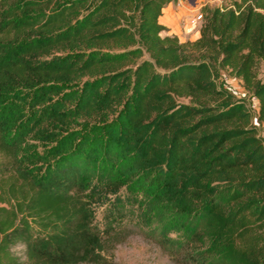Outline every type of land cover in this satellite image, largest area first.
Instances as JSON below:
<instances>
[{
  "label": "trees",
  "instance_id": "obj_1",
  "mask_svg": "<svg viewBox=\"0 0 264 264\" xmlns=\"http://www.w3.org/2000/svg\"><path fill=\"white\" fill-rule=\"evenodd\" d=\"M178 1L0 0V264H111L130 226L264 264V0L201 7L185 41L158 21Z\"/></svg>",
  "mask_w": 264,
  "mask_h": 264
},
{
  "label": "rangeland",
  "instance_id": "obj_2",
  "mask_svg": "<svg viewBox=\"0 0 264 264\" xmlns=\"http://www.w3.org/2000/svg\"><path fill=\"white\" fill-rule=\"evenodd\" d=\"M229 2L225 0H182L172 4L164 10L163 15L173 16L180 27H188L192 30L187 33L185 40L192 39L193 33L200 26L197 23L194 26H188L186 20L199 9L206 6L210 9L216 7L228 6ZM167 16L161 18L165 19ZM184 40V41H185ZM254 74L257 80L264 79V66L260 61H257L254 66ZM217 83L222 85L227 91L232 93L236 98H241L245 101L247 109L254 116L256 106L253 98L246 93L240 82L224 71H219V79ZM185 103V100H179ZM254 122V117H252ZM259 136H262V128L257 127ZM102 209L96 211V221L100 220ZM131 233L126 240L115 246L112 253L111 264H187L184 261L172 260L167 253L159 248L150 238H146L141 230L136 226H130Z\"/></svg>",
  "mask_w": 264,
  "mask_h": 264
},
{
  "label": "crops",
  "instance_id": "obj_3",
  "mask_svg": "<svg viewBox=\"0 0 264 264\" xmlns=\"http://www.w3.org/2000/svg\"><path fill=\"white\" fill-rule=\"evenodd\" d=\"M174 3H169L167 4L163 11H162V15L158 18V21L160 24H162L163 26H165L167 28V35H174L176 36L180 41H184L186 38L185 36H187L192 29L188 28V27H180L177 23V21L173 18V16H168V15H163L164 10L166 8H168L169 6H171ZM167 16L165 19H162V17ZM198 36V29H196V31L193 33L192 39L189 40H194L196 39Z\"/></svg>",
  "mask_w": 264,
  "mask_h": 264
},
{
  "label": "built area",
  "instance_id": "obj_4",
  "mask_svg": "<svg viewBox=\"0 0 264 264\" xmlns=\"http://www.w3.org/2000/svg\"><path fill=\"white\" fill-rule=\"evenodd\" d=\"M201 21V14L199 12H195L193 15H191L187 20L186 24L188 26H194L197 23H200Z\"/></svg>",
  "mask_w": 264,
  "mask_h": 264
}]
</instances>
